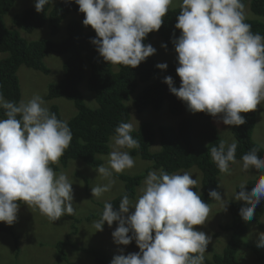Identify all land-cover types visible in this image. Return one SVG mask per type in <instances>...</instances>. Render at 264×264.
<instances>
[{
	"label": "clouds",
	"instance_id": "1",
	"mask_svg": "<svg viewBox=\"0 0 264 264\" xmlns=\"http://www.w3.org/2000/svg\"><path fill=\"white\" fill-rule=\"evenodd\" d=\"M49 2L35 0V10L44 11ZM74 2L84 14L83 25L95 30L91 43L104 61L135 68L156 53V48L144 40L161 28L174 0ZM176 18L180 35L172 43L181 83L175 87L171 76L163 82L191 113H206L228 126L245 124L241 113L253 112L264 102V36L253 33L245 22L243 0H180ZM156 67L166 70L168 65L159 63ZM0 108L6 117L0 119V222L13 225L21 201L53 222L74 215L73 183L66 173L57 174L51 167L59 163L71 143L68 122L50 112L39 95L16 103L0 93ZM133 131V123L122 122L115 129L107 166L96 169L106 183L92 187L93 197L111 191L116 184L114 173L135 166L126 150L140 147L130 134ZM237 146L235 140L231 144L221 141L210 149L221 173L230 172ZM258 151L253 147L242 156L243 171L260 170L256 183L249 191L243 182L234 193L236 201L244 202L239 214L245 222L253 219L257 206L264 201V158ZM192 177L189 172L153 170L148 172L135 203L125 193L118 208L104 204L100 219L92 224L95 232L103 231L105 222L109 227L117 222L112 232L114 243L128 246L135 241L139 248L127 255L121 248V254L110 264H204L212 237L197 226L206 225L212 206L193 190L199 181ZM209 197L227 211L229 202L217 191L211 190ZM257 247L264 248V232L258 233Z\"/></svg>",
	"mask_w": 264,
	"mask_h": 264
},
{
	"label": "trees",
	"instance_id": "2",
	"mask_svg": "<svg viewBox=\"0 0 264 264\" xmlns=\"http://www.w3.org/2000/svg\"><path fill=\"white\" fill-rule=\"evenodd\" d=\"M16 0H0V93L7 101L19 103L21 91L17 77L18 68L22 65L48 73L43 59L49 53L67 54L62 64V77L59 82L48 86L46 98H66L70 100L76 110V114L67 122L72 132V140L59 160V164L65 167L70 159H80L92 167L101 165L100 156L108 152L109 139L115 135V129L120 123H127L130 117L126 102L134 95L133 103L138 112L150 107L159 110L164 103H167L168 111L173 116H182L188 111L185 102L177 98L164 83V78L171 76L174 86L179 88L180 78L176 72L178 61L175 46L172 43L180 35V30L175 28L180 8L169 9L163 18L164 23L158 31L149 33L144 40L148 44L154 34L162 39V44L173 52V58L166 70L161 72L157 68L158 62L148 57L139 66L113 65L104 61L91 43L96 38L95 30L91 26H84L82 21L85 18L79 12V6L74 0H53L44 6V11L37 12L34 7L35 0L30 7L24 8L12 18L13 26L25 33H31L36 29L47 26L51 35L58 33L60 24L65 18L75 13L67 23V36L61 41L50 39H39L28 41L15 29H9L4 23V16L13 6ZM247 0H243L244 4ZM251 11L258 17H264V0H251ZM251 25L253 33L264 36V23L259 20H245ZM85 65L89 67L87 87L93 93L96 108H89L83 102L82 95L78 89L83 80ZM140 88L138 92L137 89ZM50 112L55 113L61 119L58 107L52 105ZM189 113V114H188ZM182 117L176 127L159 126L160 149L152 153L150 147L155 141V130L150 123L143 122L130 134L139 141L140 147L126 149L132 157H138L145 161H151L156 170L163 169L169 174L179 170L196 167L201 172V187L196 185L193 189L201 194V198L208 204L213 199L209 197L211 190H217V176L220 171L213 162L210 149L218 147L220 138L217 129L213 125L210 115L199 112L191 113ZM246 123L240 126H232L231 133L237 142L236 161H242V156L253 147L259 149L258 155L264 158V150L252 140V131L255 125V112L241 113ZM4 116V109L0 108V119ZM232 164V163H230ZM54 170L56 164H52ZM147 171L133 176L117 175L124 182V192L116 196L109 203L115 208L127 194L130 199L135 197L137 187L145 178ZM246 189L256 183V180H248ZM235 191H239L236 186ZM24 204V202H20ZM244 202H230L229 213L230 223L220 226V229L229 233L228 242L221 254H215L210 259H204V264H240L237 259V252L242 245V237L246 232V223L240 214V208ZM104 205H102L103 211ZM87 216V220L100 219L102 214ZM264 214V201L257 206L255 215L251 221L256 222ZM0 231L12 233L11 227L0 225ZM131 235V233H130ZM130 247L139 251L135 241L129 244ZM255 254L257 261L264 260V255L250 247ZM96 264H110V260L95 251L90 252ZM66 260L63 254L58 262Z\"/></svg>",
	"mask_w": 264,
	"mask_h": 264
},
{
	"label": "rangeland",
	"instance_id": "3",
	"mask_svg": "<svg viewBox=\"0 0 264 264\" xmlns=\"http://www.w3.org/2000/svg\"><path fill=\"white\" fill-rule=\"evenodd\" d=\"M251 0L245 2L246 20H259L264 23V17L256 16L250 9ZM33 0H16L7 14L4 16V23L7 28L17 30L23 38L28 41L39 39H50L53 41H61L67 36V23L76 18L75 13L69 14L64 21L61 22L57 34L51 35L47 26L36 29L31 33H25L13 26V16L22 11L24 8L30 7ZM180 8V0H174L169 9ZM148 44L156 48V53L151 58L159 63H170L173 58V52L170 49L161 47L162 39L158 34H154ZM67 58V54L49 53L43 62L48 69V73H42L38 70L20 66L17 71L19 86L21 91V100L27 102L34 95H39L45 101V106L50 109L54 104L58 107L61 118L68 121L76 114V110L70 100L66 98H56L49 100L46 98L48 86L59 82L62 77V64ZM164 70H161L163 72ZM89 67L85 65L83 71V80L78 86L82 95L83 102L89 108H96L93 93L87 87V78ZM140 88L137 89L138 92ZM134 95L126 102L129 110V120L127 123H133L134 129H137L143 122L150 123L155 130V141L149 151L152 153L160 149L159 135L157 128L159 126L176 127L182 117L188 115V111L182 116H173L169 113L167 103H164L159 110L150 107L138 112L133 103ZM255 112V125L252 131V140L264 150V102H262ZM188 113V114H187ZM137 119V122L135 120ZM213 125L217 129L220 142L225 141L231 144L234 137L231 133V127L221 122L217 123L216 119H212ZM113 137V136H112ZM112 137L108 142V152L106 155L100 156L101 165L107 166L108 155L112 151ZM135 166L132 169H126L122 173H114L116 184L111 191L104 193L101 197H93L92 187L103 185L106 181L97 173L99 167H92L80 159H70L65 167L59 163L57 169L54 170L59 174L61 171L67 174L69 180L73 183V207L76 209L74 215L61 217L59 220L51 221L46 215L42 214L38 209L28 207L21 204L17 214L16 222L9 226L4 222H0L1 226L11 227L12 233L0 231V264H96L91 251L102 253L110 261L120 255V249L123 248V254L134 253L137 250L132 247L117 245L113 241L112 232L117 227V222H113L109 227L105 222L103 231L95 232L92 226L98 218L87 220V216L101 213L102 205L110 202L116 196L124 192V182L116 177L117 175L133 176L147 171H159L153 168L151 161H145L138 157H133ZM243 161H235L229 165V173H221L217 176V192L225 202H240L234 199L236 186L248 180H256L260 175V170L256 168L249 169L248 172L242 170ZM100 165V166H101ZM189 172L193 174V179L197 177L201 187V172L192 167L189 169L179 170L176 173ZM145 176V178H146ZM141 181L137 187L135 197L130 199L133 203L142 194L140 189L143 187ZM211 212L208 222L204 226H197V230L204 231L207 235H211L212 239L207 245L205 259H210L215 254H221L225 248L229 233L220 229V226L230 223L229 208L223 211V207L217 201H212ZM130 211H132L130 209ZM246 232L242 237V245L237 252V259L240 264H264V260L257 261L255 254L250 247H254L257 252L264 255V248L257 247L258 233L264 232V214L259 219L246 223ZM65 255L66 260L58 262V259Z\"/></svg>",
	"mask_w": 264,
	"mask_h": 264
}]
</instances>
